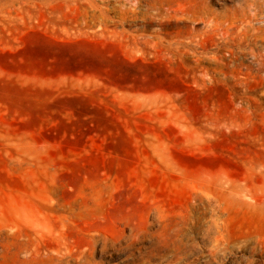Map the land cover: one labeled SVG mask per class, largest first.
<instances>
[{
    "label": "rangeland",
    "instance_id": "374dc122",
    "mask_svg": "<svg viewBox=\"0 0 264 264\" xmlns=\"http://www.w3.org/2000/svg\"><path fill=\"white\" fill-rule=\"evenodd\" d=\"M0 264H264V0H0Z\"/></svg>",
    "mask_w": 264,
    "mask_h": 264
}]
</instances>
